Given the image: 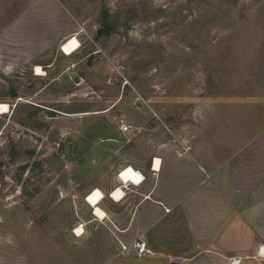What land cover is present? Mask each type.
<instances>
[{
    "label": "rangeland",
    "instance_id": "374dc122",
    "mask_svg": "<svg viewBox=\"0 0 264 264\" xmlns=\"http://www.w3.org/2000/svg\"><path fill=\"white\" fill-rule=\"evenodd\" d=\"M74 32L80 44L66 55L76 39L60 46ZM0 104L9 108L0 113V264H97L106 253L96 258L97 239L65 232L81 208L77 167L100 161L104 178L123 153L142 161L155 136L220 157L255 137L264 128V0H0ZM193 215L151 227L152 252L117 262H254V240L252 254L246 239L210 240ZM218 245L225 251L208 250Z\"/></svg>",
    "mask_w": 264,
    "mask_h": 264
},
{
    "label": "crops",
    "instance_id": "0c3cea01",
    "mask_svg": "<svg viewBox=\"0 0 264 264\" xmlns=\"http://www.w3.org/2000/svg\"><path fill=\"white\" fill-rule=\"evenodd\" d=\"M36 66H40V62ZM154 141L160 144L153 149L143 151L147 147L138 145L139 153L143 151L142 161L127 153H123L122 158H113L111 164L108 162L109 174L104 178L103 167L98 165L100 161L90 163L87 168L77 167L75 183L80 187L74 189L72 196L76 207L82 209L77 208L75 214L66 219L69 222L66 234L76 238L72 229L78 225L76 232L78 227H84L82 236L88 234L97 239L94 241L96 258L106 252L97 264H119L116 258L120 254L137 253L132 245L137 238L144 240L148 249L140 255L151 251L147 246V232L151 227L167 220L177 223L179 214L186 217L181 220L188 221L195 214L202 219L204 237L238 245L246 239L250 247L246 253L252 254L254 249V262L249 264H264V128L228 157L212 154L206 145L200 154L194 146L179 151L168 137L155 136ZM155 160H158L157 164ZM127 165L128 171L132 172L133 167L144 175L139 184L131 180L123 184L125 180L118 172ZM115 187L124 191L119 199L109 194ZM92 189L95 193L88 199L89 195H86ZM97 192L100 195L93 200ZM67 193L65 188L62 189L60 198ZM96 209L102 215H97ZM253 240L252 249L250 241ZM106 242L110 248L104 251L102 245ZM122 243L126 244L125 248L121 247ZM208 250L225 251L221 245L208 247ZM171 261L181 264L172 257L160 264Z\"/></svg>",
    "mask_w": 264,
    "mask_h": 264
},
{
    "label": "built area",
    "instance_id": "2783aa9c",
    "mask_svg": "<svg viewBox=\"0 0 264 264\" xmlns=\"http://www.w3.org/2000/svg\"><path fill=\"white\" fill-rule=\"evenodd\" d=\"M68 40V39H67ZM79 41L77 40V45L75 47H73V49L70 51L72 52L73 50H75L78 46H79ZM63 45V44H62ZM61 45V47H62ZM69 52V53H70ZM116 122H117V125H118V128L121 132L123 133H128L130 131V128H131V125L130 123L127 121V119L124 117V116H118L116 118ZM127 167H129V165L127 166H124L122 169L119 170L118 174L120 176H122V173L125 172V170L127 169ZM134 172V173H133ZM133 175L139 173L143 176V179H144V175L139 172L138 169H135L132 167V172H131ZM142 179V180H143ZM131 180V179H129ZM126 181L123 182L124 185H126L125 183ZM95 189H92L86 196H88L89 194H91ZM102 194V193H101ZM111 196L113 197H117L118 199L121 198L123 195H124V191L122 189H119V187H115L113 188L110 193H109ZM117 194V195H116ZM103 196V194L101 195V197ZM100 197V198H101ZM99 198V199H100ZM75 231V230H74ZM132 245L134 246V248L136 249V252L138 254L144 252V251H147L148 249L146 248V243L144 240L140 239V238H137L135 240L132 241ZM121 247L122 248H125L126 247V244L122 243L121 244Z\"/></svg>",
    "mask_w": 264,
    "mask_h": 264
},
{
    "label": "clouds",
    "instance_id": "9594fccd",
    "mask_svg": "<svg viewBox=\"0 0 264 264\" xmlns=\"http://www.w3.org/2000/svg\"><path fill=\"white\" fill-rule=\"evenodd\" d=\"M122 179L125 180V181L131 179V181H133L134 183L139 184L142 181L143 176L141 174H139V173L133 175L131 173V171H128V172L122 173ZM96 194L97 195H95V196L92 197L93 200H95L97 198V196L100 195L99 192H97ZM75 234L77 236L81 235L80 231H76Z\"/></svg>",
    "mask_w": 264,
    "mask_h": 264
},
{
    "label": "bare ground",
    "instance_id": "6f19581e",
    "mask_svg": "<svg viewBox=\"0 0 264 264\" xmlns=\"http://www.w3.org/2000/svg\"><path fill=\"white\" fill-rule=\"evenodd\" d=\"M73 38L76 39L75 36H72L70 39L66 40L65 42H69V41L72 40ZM65 42H64L63 44H65ZM76 43H77V39H76ZM76 45H77V44H76ZM38 70H39V71H38ZM36 73H39V74L43 73L41 67H39V66L36 67ZM0 105L4 106V110H3V111H0V113H1V112H6V111L9 110L7 104H0ZM155 161H156L155 164H157L158 160H155ZM156 166H157V165H156ZM129 168H130V167H127V169L125 170V172H128ZM125 172H124V173H125ZM133 173H134V172H133ZM94 193H95V190H94L91 194H89L88 199H89V197H90L91 195H93ZM86 198H87V197H86ZM95 213H97V215H98V214H99V215H102V212H101L100 210H98V209L95 210ZM77 230H79L80 233L83 232V229H82L81 227H78ZM77 230H76V231H77Z\"/></svg>",
    "mask_w": 264,
    "mask_h": 264
},
{
    "label": "water",
    "instance_id": "95a60500",
    "mask_svg": "<svg viewBox=\"0 0 264 264\" xmlns=\"http://www.w3.org/2000/svg\"><path fill=\"white\" fill-rule=\"evenodd\" d=\"M70 141H66L65 143H64V149H65V151H67L68 150V148L70 147ZM238 260L237 259H233V263H235V262H237ZM169 264H174V261H171Z\"/></svg>",
    "mask_w": 264,
    "mask_h": 264
},
{
    "label": "snow or ice",
    "instance_id": "6c2138e0",
    "mask_svg": "<svg viewBox=\"0 0 264 264\" xmlns=\"http://www.w3.org/2000/svg\"><path fill=\"white\" fill-rule=\"evenodd\" d=\"M76 45H75V42L73 41L72 43H71V47H75ZM39 71V70H38ZM4 110V106H2V105H0V111H3ZM95 195H97V194H95ZM97 197H99V196H97ZM77 231H79V230H77Z\"/></svg>",
    "mask_w": 264,
    "mask_h": 264
},
{
    "label": "trees",
    "instance_id": "16d2710c",
    "mask_svg": "<svg viewBox=\"0 0 264 264\" xmlns=\"http://www.w3.org/2000/svg\"><path fill=\"white\" fill-rule=\"evenodd\" d=\"M13 93H15V92H13Z\"/></svg>",
    "mask_w": 264,
    "mask_h": 264
}]
</instances>
